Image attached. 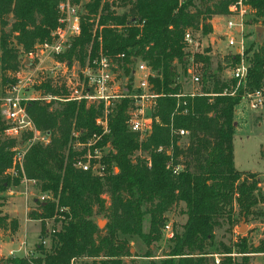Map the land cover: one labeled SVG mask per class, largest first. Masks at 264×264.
<instances>
[{"label": "trees", "instance_id": "trees-1", "mask_svg": "<svg viewBox=\"0 0 264 264\" xmlns=\"http://www.w3.org/2000/svg\"><path fill=\"white\" fill-rule=\"evenodd\" d=\"M234 1L86 0L81 33L59 59L69 64L77 59L83 67L87 58L91 61L102 52L117 61L125 76L138 61L147 62L154 73L149 80L152 90L161 95L152 130L143 139L128 130L132 102L127 98L113 103L107 134L96 125V119L103 116V104L56 102L57 107L50 110L53 103L27 102L29 118L50 141L30 146L24 175L52 199L38 204L28 217L52 220L55 233L48 251L36 246L39 258L0 259V264H78L80 259L91 260L89 264H137L134 258L138 256L129 243L132 237L147 248L142 257L148 261L142 264H249L251 257L264 254V230L257 246L241 235L228 245L215 239V231L224 223L231 233L242 219L246 222L261 215L264 220V213L257 210L264 204V193L256 175H244L233 162L235 107L242 101L244 88L264 91V33L248 59L246 82L234 96L221 95L233 91L236 82L222 80L220 67L211 71L209 48L195 54L194 61L204 69L201 93L213 96L185 97L179 102L171 96L182 92L177 64L185 76L191 57L185 51V32L209 35L211 18L227 15ZM248 4L264 28V0ZM57 5L58 0H0L3 74L17 69L20 50L27 53L37 43L50 41L58 26ZM121 54L124 58H117ZM229 57L230 62L237 61ZM43 88L55 96L67 95L65 89L52 88L50 83ZM180 129L188 132L185 139L172 132ZM4 130L0 116V206L6 191L20 182L7 174L15 141L6 138ZM94 135L99 137L94 146H78ZM95 148H105L97 161L99 174L77 168V161ZM173 167L180 168L177 175ZM177 204L184 205L186 220L179 229L173 228L163 259L157 262L151 246L161 241L166 213ZM99 217L107 222L103 229L96 221ZM8 227L16 231L17 223L0 214V230ZM128 257L133 258L130 263L124 261Z\"/></svg>", "mask_w": 264, "mask_h": 264}, {"label": "built area", "instance_id": "built-area-1", "mask_svg": "<svg viewBox=\"0 0 264 264\" xmlns=\"http://www.w3.org/2000/svg\"><path fill=\"white\" fill-rule=\"evenodd\" d=\"M249 1L235 0L229 6L228 14L223 16L225 33L222 37L227 43V49L231 50L230 56L234 59L237 58V61L230 62L229 66V80H234L236 87L233 91L225 90L221 94L222 96H234L237 88L246 82L249 68V54L247 53L249 49V45L247 44L248 32H246L247 16L253 13V10L248 4ZM85 2L86 0H58V26L51 32L50 41L37 43L34 46V50L28 53L24 62L25 68H30L34 61L40 64L47 59L53 62L55 70L64 69L70 65L67 61L60 60L59 56L67 51L70 40L77 38L81 33L82 8ZM112 9L117 10L116 8ZM117 11L119 12V10ZM184 43L186 45L185 51H189L191 48L195 49L189 58L185 73V76L189 78L194 89L187 92L182 82L178 79L177 83L181 84L182 92L171 96L176 98L178 102L181 98L185 97L213 96V94L201 93L199 88L201 81L199 69L201 68V64H197L194 61V55L198 53L204 54L203 51H196L202 44H199L196 40L192 30L185 32ZM117 58L123 59L124 55L121 54ZM118 70H121V73L118 74ZM33 73L35 71H31L29 74L17 73L15 80L11 84H8L3 96L0 98V116L5 124L3 134L6 138L15 141V145L11 149L13 154L12 166L8 169L7 174L11 178L20 179L19 186L22 188L21 194L25 201V210L27 213L36 211L38 204L52 200L51 196L47 193H41L39 191L36 181L27 179L24 175V159L30 146L34 143L47 145L50 141L47 135H44L35 128L29 118L26 112L27 102L39 100L47 101L48 103L51 101L55 103L85 101L88 104H103V116L96 119V125L102 129L103 134H107L109 132L107 116L113 107V103L119 99L127 98L132 102V106L128 111L127 128L130 132L139 134L140 138L143 139L152 130L154 121L153 113L157 106V99L161 96L152 90L149 80L153 77L154 73L147 62L138 61L135 68L131 69L130 74L125 76L117 61L111 56L104 55L102 52L95 59L88 60L87 64L81 67L82 84L74 87L67 86L65 88L67 95L65 96L48 95L39 98L28 95L27 91L33 89L41 82L37 76L35 78ZM118 76L125 78V86L121 87V84H117ZM244 98L249 101L252 110H257L264 104V91L262 89L253 90L247 93ZM178 106L179 103L177 108ZM181 114H186V111H182ZM172 132L181 138L188 135V132L183 129ZM74 136L77 137L78 134ZM98 140L99 137L94 135L87 144H78V146H86L89 149ZM161 150L162 148H159V151ZM103 152H105V148H101L100 150L95 148L92 153L88 152L82 159L77 161L76 167L84 172L92 171L99 174L98 172L101 169L97 161L101 158ZM179 171V167L172 168L174 175H177ZM36 191H39V194L32 199V203L35 206L32 208L28 205V200L32 197L33 192ZM32 221L38 223L40 226L42 225L48 236L55 233L52 220L46 218ZM162 232L166 233V239L169 240L173 234L171 225L166 223L162 228ZM46 244L47 240L42 238L39 245L45 247ZM15 257L30 260L36 256L34 255V251H29L23 247L21 250L10 252L9 258Z\"/></svg>", "mask_w": 264, "mask_h": 264}, {"label": "rangeland", "instance_id": "rangeland-1", "mask_svg": "<svg viewBox=\"0 0 264 264\" xmlns=\"http://www.w3.org/2000/svg\"><path fill=\"white\" fill-rule=\"evenodd\" d=\"M121 12V11H119ZM216 16V15H215ZM218 16H225V15H218ZM212 19V18H211ZM223 20L214 22L216 29H213L212 33H210L207 36H202L199 31H193V35L195 36L196 40L199 42V44H202L201 47H198L196 51L199 52H205L206 49L209 48L210 52L209 54L212 56L211 60V71L214 72L218 70V67L222 69L220 78L222 80H229V66H230V54L231 50L227 49V43L224 41V38L222 35L225 33L224 28H220L223 25ZM247 27L246 32H248L247 37V44L249 45V48H251V51L249 53L248 59H251V54L258 48L260 44L261 37L259 38L255 29L260 27L259 21H257V18H255L254 14H249L247 16ZM11 22V21H10ZM220 25V27H219ZM212 26V24H211ZM224 27V26H223ZM213 28V27H212ZM6 30H9V26L5 28ZM74 39L70 40L69 47L67 51L69 50L71 46V42ZM208 46V47H206ZM33 48L29 51H33ZM66 51V52H67ZM193 51H195L194 48L189 49V51H186L187 53L193 54ZM23 52L20 50V55L18 57L19 60V66L14 72H6L3 74V72L0 70V98L3 96L6 87L8 84H11L17 75V73L22 74H29L35 71L34 76L38 77V79L41 80L40 84L34 87L33 89H29L27 91L28 95L33 97H46L48 95H52L51 93L46 92V90L43 88V85L50 83V86L52 88H60L63 89L67 88V86L74 87L78 84H82L83 78L81 74V65L77 59H74L72 63L65 67L64 69H54V64L51 60L47 59L43 61L42 63H38L37 61H34L30 68H25L24 62L27 58L28 53ZM65 52V53H66ZM64 53V54H65ZM1 54V52H0ZM89 58L86 59L84 62L85 65L87 64V61ZM84 65V66H85ZM135 66L133 67V69ZM37 69V71H36ZM203 67L199 69V76L201 78L199 88L201 87L202 79H203ZM177 71L179 72V80L182 82L183 86L186 88L185 90L187 92L192 91L194 89V86L191 85V82L187 76H182V69L177 64ZM117 73H121V70H118ZM3 78L6 80L3 83ZM117 84H121L122 86H125L126 81L125 78L122 76L117 77ZM6 83V84H5ZM245 91L242 96V101L238 106L235 107L234 111V121H235V131L233 135V154H234V166L237 171L242 172L244 175H248L249 173H254L256 175V178L259 182V187L261 191L264 193V104L259 107L257 110H252L249 105V101L244 98L247 93L251 92L252 90H248L244 88ZM55 96V95H53ZM38 102L45 103V104H52L50 107V110H54L57 106L56 103L51 101L48 103L47 101H41ZM184 137L183 139H185ZM117 171V170H116ZM21 189H18L17 192L14 193L13 196L21 195L20 194ZM39 194V191L33 192L32 197L28 200V205H30L32 208H34V204L32 203V199L36 197ZM10 213L15 214L18 217V220L21 224V228L19 230V234L17 235L18 240L22 241L24 237L28 236L27 242L29 244V249L34 251L35 258L40 257V252L37 251L36 246L39 245L42 238H45L47 240V244L45 247H43L46 251L50 249L51 245V236H48L45 232L42 225L40 226L38 223H28V230L26 233L25 229V201L23 198H20L17 200V202L14 205H10L9 207ZM182 210H184V205L177 204L176 206H173L169 212L166 213L167 223L171 225V228H180V225L183 224L186 220V216L182 213ZM258 211H261L264 213V204L259 205ZM98 224L100 225V229H103L106 225V220L102 219L101 217L96 219ZM241 221L237 224V226L233 227V231L230 233L228 229V225L226 223L223 224V227L221 229H218L215 231L216 241L221 242L225 245L233 244L237 238V235L246 236L248 238V241L250 244H254L255 246L258 245L259 241L261 240L263 236V230H264V220L261 215H258L257 217L253 219H249V221L244 222L245 230L244 232L239 231V224ZM44 233L42 234L41 231ZM8 229H10L8 227ZM11 230V229H10ZM147 230V222H145L144 231ZM13 234L16 235L15 231H11ZM167 241L166 239V233H162V239L160 242L152 244L151 251L152 256L154 260L157 262L161 261L163 259V256L166 252L167 247ZM130 246L132 248V252L137 255L138 257H135L134 261L137 264H142L143 262L148 261V259L142 257L146 252V246L142 243L141 240H139L137 237H132L129 239ZM0 244L4 251H8V249L12 246L8 243L7 240H3ZM17 244L13 247H16ZM1 259L5 260L4 257ZM7 259V258H6ZM131 259L133 258H125L124 261L127 263L131 262ZM218 261V257L215 258ZM91 260L86 259H80L78 264H89ZM219 262H217L218 264ZM249 264H264V254L255 255L251 257Z\"/></svg>", "mask_w": 264, "mask_h": 264}, {"label": "crops", "instance_id": "crops-1", "mask_svg": "<svg viewBox=\"0 0 264 264\" xmlns=\"http://www.w3.org/2000/svg\"><path fill=\"white\" fill-rule=\"evenodd\" d=\"M221 19H223V16L216 15V16H213L212 17V19L210 20V24H212L213 29H216V26H215L214 22L218 21L217 23H219V21H221ZM223 26L224 25H222L220 27V25H219V27L222 28V29H223ZM18 189H21V191H22V188L19 185L17 187H10L6 191V193L4 194L5 201L0 206V214L1 215H6L9 218V220H14L17 223V229L15 231V233H16L15 236L12 235L13 233L8 228L6 230H0V240H1V242H3V240H7L8 243L10 244V246H12V248L10 247L8 249V251H4L3 248H2V246H1V244H0V259L2 257H4L5 259L6 258H9L10 252H15L17 250H21L23 247H25L27 250L30 251V249L28 248L29 247V244L27 242L28 236L24 237V239L22 241L18 240L17 235L19 234V230L21 228V224H20V222L18 220L17 215L11 214L10 213V209H9V207H10L11 204L14 205L17 202V200H19L20 198H23V196H21V195H19V196L18 195L13 196L14 193L17 192ZM20 194H21V192H20ZM24 222H25V226L24 227H25L26 233H27V230H28L27 224L28 223L33 224L35 222H33L28 217V213L26 212V210H25V219H24ZM16 244H17V246L16 247H13Z\"/></svg>", "mask_w": 264, "mask_h": 264}, {"label": "water", "instance_id": "water-1", "mask_svg": "<svg viewBox=\"0 0 264 264\" xmlns=\"http://www.w3.org/2000/svg\"><path fill=\"white\" fill-rule=\"evenodd\" d=\"M258 37L260 38L262 36V34L264 33V28L258 27L255 29ZM27 64H29V62H27ZM101 224H98V226L100 227ZM245 230V225H244V219H242L241 223L239 224V231L240 232H244Z\"/></svg>", "mask_w": 264, "mask_h": 264}]
</instances>
